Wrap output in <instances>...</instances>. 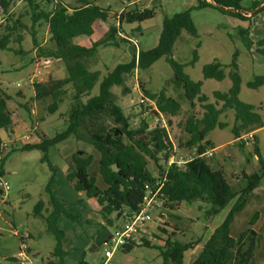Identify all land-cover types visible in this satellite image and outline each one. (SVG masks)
<instances>
[{
	"label": "trees",
	"instance_id": "1",
	"mask_svg": "<svg viewBox=\"0 0 264 264\" xmlns=\"http://www.w3.org/2000/svg\"><path fill=\"white\" fill-rule=\"evenodd\" d=\"M15 1L23 3L22 11H13L12 5ZM95 1L70 0L65 3L63 0H0V10L3 12L0 19V49L25 53L19 45L23 41L24 33L30 31L33 49L37 50L36 55L62 61L66 71V76L62 78H49L30 83L34 93L33 100L40 103L48 99L47 111L55 113L67 96L68 90L71 92L65 128L52 137L35 130L36 139L25 141L22 146V150L40 149L44 152L41 160L48 163L51 172L46 184L49 213L46 216L42 214L45 206L43 200H38L33 210L34 215L44 217L46 230L54 237L51 252L53 259H49L47 264H66L64 263L66 253L62 250L61 244L64 232L57 226L59 216L65 214L70 220L78 221L77 216L68 213L65 204L58 202L51 193L56 168L50 162L47 152L50 147L69 138L91 145L99 154L97 159H94L92 153L73 154L72 165L66 176L77 191H84L88 197L97 201L100 206L99 213L109 225L113 223L112 214H119L124 209L137 210L145 193V184L165 175L162 200L164 208L169 211H175L182 201L191 204L201 200L209 204L205 213L210 218L232 202L222 222L203 242L200 253L190 264H249L259 239L258 232L252 228L257 214L255 213L249 221L250 226L236 238L230 235V225L235 213L244 207L247 196L264 176L258 139L252 134L253 152L258 157L259 167L250 173H242L246 184L240 189H234L219 165L208 162L207 159L210 157L199 156L207 148H213L210 141L205 140L209 132L216 127L224 128L227 125L219 117L228 108L233 109L235 113V122L231 127L235 139L241 132H251L260 126V116L254 111V107L238 97L241 82L238 72L233 70L229 73L231 86L227 92H214L215 98L222 102V107L217 108L214 104L208 103L207 97L201 94L202 82L192 80L184 72V64L172 57L174 42L183 30L192 36L197 35L190 11L164 15L158 43L152 48L141 49L133 44L131 36H122L118 31L122 23H140L154 16V10L141 6L139 0H128L131 3L118 0L124 7L112 15L113 21L104 37L94 41L90 46L75 43L74 38L90 36L93 33L96 21H107L109 18L108 9L95 4ZM213 1L218 6L209 0H197L195 7H213L226 15L247 21H251L255 13L264 9L263 7L246 16L242 13L246 10L243 6L244 0ZM258 4V1L253 2L249 9L255 8ZM24 17H28L30 25L24 23ZM42 25L47 27L48 40L52 44L50 47L37 42V27ZM240 34L241 40L250 48L254 42L248 37V29H242ZM117 41L131 44V57L128 61L116 64L105 75H101L99 70L88 68L87 62L95 57L98 46L117 45ZM13 44H17L18 48L13 47ZM257 44L260 46L258 51L264 53V35ZM161 56H166L173 70L171 85L176 89H182L179 99L188 100L194 108L193 101L197 98L202 109L200 116L191 112L178 123L182 131L177 141L178 146L186 149L195 148L194 156L181 167L175 164L166 167L160 163L162 161L166 164L173 150L174 144L169 130L152 126L144 118L136 126H132L130 116L125 114L124 109L113 99V86L123 84L125 77L131 75L135 69H145ZM197 59L198 54L194 50L189 64L193 65ZM232 66H236L235 61L232 62ZM202 76L204 79L222 80L225 77L223 65L217 60L205 64ZM97 83L98 92L92 95L91 91ZM263 83L264 76H256L248 85L258 87ZM144 93L147 98L154 101L156 109L164 115L168 125H171V118L181 109L180 101L167 96L165 89L157 93L144 90ZM7 99L0 86V132L12 131L13 121L7 107ZM142 104L144 103L140 104L141 107ZM145 107L149 108L147 105ZM156 113V110L150 111L152 116ZM238 144L241 148L244 147V142ZM148 159L157 166L156 176L147 168ZM2 161L3 159L0 160V176L3 175ZM95 175L101 178L102 184L97 183ZM164 226L167 227L168 224L165 223ZM161 229L165 231V228ZM175 235L168 232L167 237L161 239L162 243L158 249L163 256L162 264H184V252L193 249L202 241L201 238H193L183 242L177 240ZM141 240L140 245L152 246L148 239ZM136 244L131 242L121 249L128 251ZM76 264L84 262L79 261Z\"/></svg>",
	"mask_w": 264,
	"mask_h": 264
},
{
	"label": "rangeland",
	"instance_id": "2",
	"mask_svg": "<svg viewBox=\"0 0 264 264\" xmlns=\"http://www.w3.org/2000/svg\"><path fill=\"white\" fill-rule=\"evenodd\" d=\"M63 2H70V0H63ZM126 2L130 1L126 0ZM138 2L143 7L153 9L154 16L140 23H122L118 31L122 33V36H131L133 44L141 49L152 48L158 43L164 15L190 11L197 35L192 36L183 30L174 42L172 57L184 64L183 70L192 80L202 82L201 94L207 97L208 103L214 104L217 108L222 107V102L215 98L214 92H227L231 86L229 73L233 70L238 72L241 78L238 97L241 101L251 104L260 116V126L252 134H255L258 139L260 160L264 164V83L258 87L248 85V82L254 80L256 76H264V53L258 51L260 46L257 44V41L264 35V9L255 13L251 21H247L226 15L213 7L196 8L197 0H139ZM94 3L108 9L109 18L107 21H97L93 34L78 36L73 40L75 43L91 45L92 42L104 37L113 21L112 15L124 7L118 0H96ZM12 7L14 12L22 11L23 3L15 1ZM2 16L3 12L0 10V19ZM23 21L30 25L28 17H24ZM242 29H248V37L254 42L250 48L241 40ZM48 37L46 25L37 27L38 43L42 46H52ZM13 47L18 48V45L13 44ZM19 47L25 53L19 54L0 49V86L8 97L6 103L13 121L12 131L2 130L0 132L2 177L10 184L5 201L0 203V264H17L9 257H15L19 245L16 234L21 235L24 230L31 234V237L26 240L29 249L31 248L30 254L40 263H47L49 259H52L54 237L46 230L44 217L33 214L38 200L49 199L46 184L50 177V168L47 162L41 160L44 152L40 149L22 150V146L25 143V134L29 133L28 130L32 127H35L38 133L49 137L62 131L66 126L65 118L71 102V92L68 90L58 110L55 113H49L47 111L48 99L40 103L33 100L34 93L29 79L34 82L45 81L49 78H62L66 76V71L62 61L51 58L48 59V63H44V58L36 55L37 50H33L30 31L24 33ZM194 50L197 51L198 59L191 65L189 61ZM130 57V43L100 45L97 47L95 57L87 62V65L89 69L99 70L101 75H105L116 64L128 61ZM214 60L223 65L225 77L222 80L204 79L202 76L203 66ZM233 61H235V67L232 66ZM36 62L38 64L35 68ZM172 78L173 70L170 63L166 56H161L151 66L145 69H135L131 75L125 77L123 84L113 86V99L124 109V113L130 116L129 121L132 126H136L142 118L149 122L152 120L150 110L145 107L149 106L148 101L140 102L141 95H146L144 90L157 93L165 89L167 96L178 99L181 109L171 118L169 133L177 148V154L188 157L193 155L195 148L186 149L178 146L177 141L182 134L178 123L191 112L200 116L202 109L197 98L193 101L194 108L188 100L179 99L182 89H176L171 85ZM18 91H21L23 96L18 95ZM97 92L98 83L93 87L91 94L94 95ZM141 103H144L142 107ZM219 119L227 125L224 128H214L206 136L205 140H209L210 146L215 149L213 157L207 160L210 164L219 165L218 167L223 170L234 189H240L246 184L242 173L256 170L259 167V160L253 152L252 137L249 138V142H245L243 148L238 144L241 142L235 140L231 130L235 122L234 110L231 108L224 110ZM32 132L30 141L36 139L35 132ZM246 133L249 132H241V135ZM78 148L81 149L78 150L81 155L91 150V146L83 141ZM61 149V144L52 146L48 149L47 156L57 170L65 171L64 155L66 152ZM160 163L167 165L162 161ZM147 168L153 176L157 175V166L151 159H148ZM231 204L230 201L210 218L205 213L209 204L201 200L191 204L182 201L175 211L163 208L165 213L161 216L157 209H152L150 211L151 224L146 230L147 239L152 246L136 244L128 251L118 249L112 254L110 264H162L163 256L158 246L162 243L160 239L167 237L164 234L165 231L161 229L166 230L165 223H172V225H179L183 228V232L176 233V235L175 232L173 234V231H169L179 241L202 239L197 248L184 253L183 263L189 264L190 258L200 253L205 241L203 236H206L209 229L215 228L222 222ZM42 212L44 215V209ZM255 213L257 218L253 221L252 228L258 232L259 239L249 264H264V176L252 195L248 197L244 207L234 215L230 226L231 234L238 236L250 226L249 221ZM102 250L91 254L90 259L103 260L102 255L104 257L105 252Z\"/></svg>",
	"mask_w": 264,
	"mask_h": 264
},
{
	"label": "crops",
	"instance_id": "3",
	"mask_svg": "<svg viewBox=\"0 0 264 264\" xmlns=\"http://www.w3.org/2000/svg\"><path fill=\"white\" fill-rule=\"evenodd\" d=\"M255 1L259 2V4L257 6H259L260 4H263L258 10H260L261 8L264 7V0H244L243 6L246 8L247 11L244 10L242 13L245 14L246 16L253 14L255 11L251 12L249 10H253L254 8L253 9H249V8L251 7L253 2H255ZM121 9L122 8H120L117 12H119ZM95 23L93 25V32L95 31ZM39 44H41V43H39ZM81 45L90 46L89 43H83ZM33 50H36V48H34ZM17 94L20 96H23V93L21 91H18ZM35 129H36L35 127H32L31 129L28 130V132L29 133H31V131L35 132ZM254 131H251V132L253 133ZM81 143H82L81 140H77L74 138H69L64 142L59 143L62 145L61 150H64V152H66V155H64L66 165H65V171H59V170H57L56 166H54L56 168V171H55V176H54V183L51 187V190H52L51 193L58 202L65 204V209L67 210L68 213L76 215L77 219H78L77 222L72 221L65 214H61L57 220V226L64 232V235H63L62 240H61L62 250L66 253V255L64 257V263L76 264L79 261H83L84 264H90V263L97 264L101 260L98 259L97 261H94L93 259H90V255L95 254L97 252L99 253L100 250H102L101 249L102 242L109 236V234L112 232V230L114 228L122 225V223L124 221V219L122 217V213H125V211H127V209H124L119 214H117V213L112 214L111 218H112L113 223H112V225H109L107 223V221L100 215V213H99L100 206L97 203V201L92 197H88L84 191H77L72 186L70 181L67 179L66 174H67L68 169L71 167V158H72L73 154L78 153V150H81L80 148H78ZM83 143H85V142H83ZM85 144H87V143H85ZM87 145H89V144H87ZM89 146H91V145H89ZM87 153H92L94 156V159H97L99 157V154L93 149L92 146H91V150H88L86 152V154ZM95 177L97 179V183L102 184L101 178L98 175H95ZM252 193L247 196V199L250 195H252ZM44 204H45L44 216H46L50 210L48 198H47V200L44 201ZM177 208H178V206H177ZM164 213L165 212H163V214ZM42 214H43V212H42ZM150 224H151V222L149 221L144 226V228L142 229V231L140 233V239L141 238H145V239L148 238L146 235V230H147V227H149L148 225H150ZM168 224H169V226L166 227L165 232L163 230H161L164 232V234L167 235V233L169 231H173V234H174V232H175V234L176 233L179 234V233L183 232V228L181 226L172 225V223H168ZM172 227H174L176 229H173ZM213 229L214 228L209 229L206 236H203L204 240L209 238ZM28 234H29V238H30L31 234L30 233H28ZM173 234H171V235H173ZM230 235L233 238L238 237V236L232 235L231 230H230ZM198 244H196L194 246V248L190 249V250H194L195 248H197ZM29 250H31V248ZM32 254H34V253H32ZM195 257L190 258L189 264L192 262V260ZM102 258H104L103 255H102ZM52 259H50V260H52ZM33 264H47V263H44V262L40 263L37 261L36 258L33 257Z\"/></svg>",
	"mask_w": 264,
	"mask_h": 264
},
{
	"label": "built area",
	"instance_id": "4",
	"mask_svg": "<svg viewBox=\"0 0 264 264\" xmlns=\"http://www.w3.org/2000/svg\"><path fill=\"white\" fill-rule=\"evenodd\" d=\"M126 1V0H125ZM127 3V2H126ZM122 10V9H121ZM44 63H48L49 60H43ZM35 63V68H36ZM30 83H33L32 79H29ZM144 100L149 103V110H156L157 113L151 117V121L149 122L152 126H156L158 128H163L165 130H169V125L167 123L164 115L159 112L154 104V101L150 100L144 95H141L140 102H144ZM32 137L31 133L25 134V141H30ZM252 137V132L246 133L244 135H240L235 140H239L240 142H249V138ZM251 140V139H250ZM0 145H2L0 143ZM1 148V147H0ZM214 148H207L203 151L199 156L201 157H212L214 155ZM1 156V150H0ZM194 156V152L192 156L184 157L182 155L177 154V148L173 145V150L171 155L167 160V166L171 164H175L178 167L183 166L188 160H190ZM166 179V176H161L156 178L155 180L148 182L145 184V193L142 198V202L139 205L137 210L125 211L122 213V217L124 219L121 226L116 227L112 230L109 236L102 242L101 247L105 252L104 259L101 260L97 264H110V259L112 254L122 247L130 244L131 242H135L137 244L141 243L140 233L144 226L150 221V211L152 209H157L159 211L160 216L163 215V200H162V187L163 183ZM10 190V184L7 180H5L2 176H0V203H3L7 197V192ZM163 220L161 221V223ZM19 239V245L17 248V253L15 255V261L17 264H33V257L30 254L29 247L27 245V238L29 237L28 233L24 230L23 233L16 234ZM94 264V263H90Z\"/></svg>",
	"mask_w": 264,
	"mask_h": 264
},
{
	"label": "water",
	"instance_id": "5",
	"mask_svg": "<svg viewBox=\"0 0 264 264\" xmlns=\"http://www.w3.org/2000/svg\"><path fill=\"white\" fill-rule=\"evenodd\" d=\"M209 1L212 2V4H214L215 6H218V4L216 2H214L213 0H209ZM262 5L263 4H260L259 6H257L256 8H254L253 10H249V11H251V12L257 11Z\"/></svg>",
	"mask_w": 264,
	"mask_h": 264
}]
</instances>
